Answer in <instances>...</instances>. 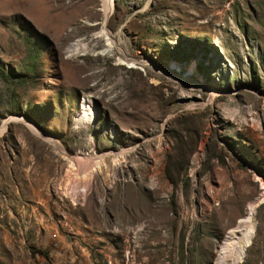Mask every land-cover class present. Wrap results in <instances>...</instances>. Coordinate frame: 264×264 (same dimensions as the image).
Here are the masks:
<instances>
[{"label": "rangeland", "instance_id": "374dc122", "mask_svg": "<svg viewBox=\"0 0 264 264\" xmlns=\"http://www.w3.org/2000/svg\"><path fill=\"white\" fill-rule=\"evenodd\" d=\"M109 2L0 0V126L35 125L0 133V264H215L264 196V0Z\"/></svg>", "mask_w": 264, "mask_h": 264}, {"label": "bare ground", "instance_id": "6f19581e", "mask_svg": "<svg viewBox=\"0 0 264 264\" xmlns=\"http://www.w3.org/2000/svg\"><path fill=\"white\" fill-rule=\"evenodd\" d=\"M103 9L106 15L110 13L109 0H103ZM88 115L89 113L85 112L82 114V118H85ZM11 120H21V121L23 120L30 127L35 128V125L33 124V122L30 121V119H26L23 116H13V117L5 118L2 121V124L0 126V133L5 130V128L7 127L8 123ZM45 137L46 139L54 143L55 142L59 143L51 135L50 136L45 135ZM104 155L105 154L103 152L101 153L94 151L91 152L89 150L81 149V148L76 149L69 157L70 167L72 168L71 174H74L76 171H78L80 177L82 178L85 177L92 168H96L97 170L102 171L103 163L101 161V157H103ZM119 155H117L118 157L114 158V162L116 164H119L122 157H124L123 155L122 156ZM263 197L264 196L261 192V194L258 195L255 199H252L247 203L246 206L247 212L238 219V223L236 225L232 226L228 230L224 241L219 246V248H217V259L215 261V264H241L244 261V258L246 256V251L252 242L256 230L255 216H256L257 207L262 202Z\"/></svg>", "mask_w": 264, "mask_h": 264}]
</instances>
